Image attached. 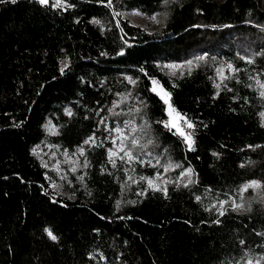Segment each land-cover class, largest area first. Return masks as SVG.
I'll list each match as a JSON object with an SVG mask.
<instances>
[{"label":"trees","instance_id":"obj_1","mask_svg":"<svg viewBox=\"0 0 264 264\" xmlns=\"http://www.w3.org/2000/svg\"><path fill=\"white\" fill-rule=\"evenodd\" d=\"M60 1L0 2V264H264V200L233 206L250 182L264 190V0ZM164 8L156 29L123 15ZM48 121L54 144L84 150L73 197L34 153ZM126 123L137 159L113 161ZM165 161L173 182L149 187ZM183 167L196 179L179 182Z\"/></svg>","mask_w":264,"mask_h":264},{"label":"rangeland","instance_id":"obj_2","mask_svg":"<svg viewBox=\"0 0 264 264\" xmlns=\"http://www.w3.org/2000/svg\"><path fill=\"white\" fill-rule=\"evenodd\" d=\"M61 4V1H60ZM166 8L156 12L153 15H146L136 10L124 11L123 15L130 18L134 23L144 25L150 29H156L163 24V21L166 17ZM154 17V18H153ZM193 62H188L186 65L182 63H166L164 67L175 73L176 71L184 72L187 69L192 68ZM152 88L155 89V92L158 93L165 101V97L163 93L170 94L162 83L154 78ZM262 93H264V84L261 85ZM167 112L169 114V126L180 135L187 145L188 148H191L193 145V136L191 127H188V124H191L190 120L178 112L172 105L170 95L167 98ZM169 105L171 107H169ZM262 121L264 124V112L262 113ZM47 122L46 131L49 135V138H46L41 143L37 144L34 148V153L37 156L40 163L49 171V175L53 178V186L57 189V191L67 194L71 197L76 194L75 184L76 182H81L84 178L87 160L84 156V150L81 148L76 149L74 152H69L68 150H64L60 148V146L54 144L51 141L50 134L56 132L55 127ZM172 125H176L173 127ZM136 131L135 125H130L126 123L125 126L118 127L116 130L117 137L114 138V147L111 150V157L113 161L116 158L126 156L128 161H135L137 158L135 156L133 146L141 147L142 141L139 142V130ZM181 132L184 135H181ZM124 147V151H120L121 147ZM145 151V149H136L137 154H141ZM130 152L132 159H129L126 153ZM115 153V155H113ZM145 156V157H143ZM141 157L143 161L149 160L150 163L156 165L157 161L160 159L159 156H148L147 154H143ZM162 170L156 174L154 179H150L148 181L152 182V186H148L151 188H162L165 189L167 186L173 182L174 176L171 175V171H174L178 167V164L170 163L169 161H165L162 163ZM179 182H192L196 177L194 176L193 169L191 167H183L177 175ZM253 182L257 186H253ZM249 194L251 199L253 200H264V190L260 182L252 181L248 185H246L242 191V199L241 201H233V206L236 208H241L244 205L243 198Z\"/></svg>","mask_w":264,"mask_h":264},{"label":"snow or ice","instance_id":"obj_3","mask_svg":"<svg viewBox=\"0 0 264 264\" xmlns=\"http://www.w3.org/2000/svg\"><path fill=\"white\" fill-rule=\"evenodd\" d=\"M0 2H3V0H0ZM12 2L15 3V0H12ZM39 3L43 4V5H47L49 3V0H39ZM56 6L57 7L60 6V0H56ZM61 71H63V69ZM153 83L155 84L156 82L153 81ZM153 90L155 91V89H153ZM163 95L165 97V103H168V99L167 98L169 97L170 94L165 92V93H163ZM262 95H264V93H262ZM169 107H171V106L169 105ZM165 126H168V125H165ZM172 126L175 127L176 125H172ZM188 127H192V125L188 124ZM181 135H184V133L181 132ZM86 143H87V141H86ZM120 151H124V147L123 146L121 147ZM113 155H115V153H113ZM126 155H128L129 159H132V156H131L130 152L126 153ZM148 183H149V186H152V182L151 181H148ZM253 186H257L255 184V182H253ZM221 214H223V213H221ZM45 231H46V233H47V235L49 236L50 239H52L53 241L57 240V237L53 234V232L51 230L45 229Z\"/></svg>","mask_w":264,"mask_h":264}]
</instances>
